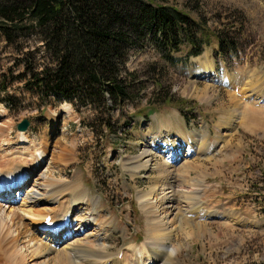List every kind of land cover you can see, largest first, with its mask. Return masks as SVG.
Segmentation results:
<instances>
[{"label": "rangeland", "instance_id": "1", "mask_svg": "<svg viewBox=\"0 0 264 264\" xmlns=\"http://www.w3.org/2000/svg\"><path fill=\"white\" fill-rule=\"evenodd\" d=\"M165 3L189 12L212 31L222 29V23H233L229 36L237 37L239 52L231 60L215 54L217 43L211 36L200 56L163 70L164 90L158 96L148 85L137 101L110 112L115 135L102 136L98 132L105 130L97 124L93 131L84 125L94 119L92 110L81 108L78 113L66 100L42 98L27 84L30 76L14 79L24 71L17 61L40 45L35 36L10 46L0 39V76L6 74L9 83L7 93L0 94V147L8 144V150L0 153V169L31 162L47 138L46 155L24 186L11 189L7 196L0 191V202L8 206L2 217L7 230H0V237L9 236L0 238L5 242L0 246V264H11L4 248L14 245L10 236L17 233L21 237L16 244L22 251L30 239L54 248L50 264H55L57 254L69 253L72 245L84 247L96 235L111 259L106 263L101 259V264H264V0ZM153 63L165 64L152 47L133 49L127 68L142 73ZM165 92L172 102L162 101ZM108 113L97 110V118L105 121ZM22 120L29 122L23 133L31 145L22 144L17 135ZM151 147L147 167L131 170L129 161ZM40 174L55 183L80 184L86 192L92 206L89 202L75 206L76 213L68 215L69 230L76 228L79 216H88L89 208L94 219L103 222V229L90 222L73 231L75 235L63 236L66 229L54 226L52 230H60L63 237L59 243L49 241L48 224L27 213L23 199L30 191L44 198V188L37 187ZM163 174L167 181L161 180ZM141 194L147 196L143 205L153 207L162 232L168 235L160 253L147 241ZM36 207L57 214L54 201L41 200ZM12 210L18 216L14 223ZM80 254L76 264L99 263L98 257L86 262Z\"/></svg>", "mask_w": 264, "mask_h": 264}, {"label": "trees", "instance_id": "2", "mask_svg": "<svg viewBox=\"0 0 264 264\" xmlns=\"http://www.w3.org/2000/svg\"><path fill=\"white\" fill-rule=\"evenodd\" d=\"M203 23L165 0H0V39L10 46L35 36L40 44L33 56L27 51L17 61L24 71L14 79L30 76L27 84L42 98L66 100L78 113L92 110L94 119L84 125L93 131L97 124L105 130L98 132L102 136L117 133L110 112L137 101L148 85L159 93L162 72L199 56L211 36L217 43L215 54L231 60L239 52L237 37L229 36L233 23H222L217 32ZM149 47L165 64L130 71V51ZM0 78V94L7 93L8 78ZM162 101L173 99L165 92ZM97 110L109 112L105 121L97 118Z\"/></svg>", "mask_w": 264, "mask_h": 264}, {"label": "bare ground", "instance_id": "3", "mask_svg": "<svg viewBox=\"0 0 264 264\" xmlns=\"http://www.w3.org/2000/svg\"><path fill=\"white\" fill-rule=\"evenodd\" d=\"M228 83L230 85L231 80L228 81ZM17 135L19 136V139H20L22 144H28V145L32 144L31 140L26 139L24 133H18ZM165 138L166 137H164V140H165ZM164 140H163V142H165ZM45 143H47V138H44V140H43V143H42L43 148H41L39 151L37 150L36 154L33 157L31 156L32 157L30 159L31 162H29V161H28V163L23 162L24 164H21V162H20L19 164L16 163L14 166H11L9 168L3 167L0 169V171H1L0 172V182H1L0 183V191L2 193H4L3 196L9 195L10 194L9 191H11V189H13V188H20L21 186L23 187L24 184L30 179V176H31L30 174L34 171V168L38 165V163L41 160L44 159V157L46 155ZM7 146H8V144H6V142L4 144H2L0 147V153L7 151L8 150ZM153 149L154 148H152V147L151 148H144L137 157L131 159L129 162H131L130 164H132L133 166L130 169L133 171H138L140 169L142 170V169L146 168L149 161H150V157L152 155ZM186 152L189 153V149H187ZM153 155H154V153H153ZM39 177H40L41 181H40V184L37 185V187L40 186V187L44 188L43 193L45 194L44 198H46V199L39 196V194L36 193L35 191H30L28 193H25L23 199H24V204L25 205L27 204V207L29 208V211L27 213H29L31 215L32 214L31 212H33L37 218L39 217L38 220H41V222H45L47 217L50 218V220L47 223L48 225H45L47 227V233L50 234V236H51V237L47 236V239L49 241L54 242L55 240H58L57 243H59V241L62 239L63 236H66V234H68V233H71V235H75L76 232L74 233L73 231H75V230L78 231L79 229H83L85 226L89 225L90 222H92V223L95 222V226L101 228V230L103 229V225H104L103 222H100V220L94 219V217L92 216V213H91V208H89V209H86L87 210L86 213L87 214L89 213L88 216L87 217H80L79 216V219H78L79 222L75 226L76 228H74V230H69L68 221L70 219L68 220V215L75 211L74 209H75V206L77 204H79V203H85L86 204V202L90 201L89 199H87L86 192L84 191V189L82 188V185H80V184H76V183H74V184H72V183H70V184H59V183H55V182H52L49 179V177L45 178L43 174H40ZM167 178H168V175L163 174L161 176L162 181H164V180L167 181ZM17 190L20 191V190H22V188L20 190L19 189H17ZM154 191H155V189H154ZM18 193L19 192H17V194ZM0 195H1V193H0ZM61 198H64V201L66 200V202L60 201ZM145 198H147L146 194H141L140 197L138 198V200L140 201V204L142 205L141 209H144V208L146 209L144 216L147 219V235H148L147 241L151 247L155 248V253H160L161 251H163V249H165V245H163L164 243L162 244V242L166 241V239H167L166 237L168 235L164 234V232H162V230H163L162 229V222L160 219H157L155 212L152 210L153 207L151 206L152 207V209H151L150 205H149V207H148V205L147 206L143 205L146 201ZM1 200H3V199H1ZM41 200L54 201L57 204V208L55 211V212H57V214H52L51 213L52 211L48 208L43 209V210L36 209L37 208L36 204ZM0 203L4 204V205L0 204V230H2L3 228H5V230H7L5 227L6 223L5 224L2 223V220H3L2 217L6 216L5 215L6 214L5 209L6 208L8 209V206H6L5 203H3L2 201ZM89 204H91V203L89 202ZM91 206H92V204H91ZM23 212L25 213L26 211L23 210ZM10 213H11V220L10 221H12L14 223V221L18 218V216L13 210ZM74 213H76V212H74ZM183 221H186V220L183 218L181 220V223ZM183 223H185V222H183ZM54 226L57 227V229L61 227V229L63 231L66 229L63 233V236L58 235L60 233V230L58 232L52 230V229H54L53 228ZM9 228H10V226H9ZM10 229L8 231H11ZM18 229L20 231V228H18ZM2 232H3V230H2ZM2 232H0V233H2ZM44 232H46V231H44ZM19 235H20V233H17L16 237L10 236L11 238H13L11 240L13 241V244H14L11 246H14V247L10 246V248H7V247L4 248V250L9 251L8 254L10 257L11 264H26L25 261L29 262L31 264H50V261L53 260L52 259L53 257L51 256V254L53 253L54 248H52L51 246L48 247V245H46V244H42L43 242L40 243V240L31 241L32 239H30L26 242L27 246H25L24 251H22L23 249H21V247L19 248L18 244H16L18 242L17 237ZM5 236H8V235H5ZM5 236H4V238H5ZM99 236L100 235H96V236H94L93 240L87 241L86 242L87 244H85L84 247L78 246V245H72L69 247V249H71L69 251V253L64 252L61 255L60 254H57L56 256L54 255L55 256V258H54L55 264H76L75 263V258L77 256L76 254H79V253H81L79 255V257L83 258V259L85 258L86 262H91L89 259L90 257H98L100 259V260H98L99 261L98 264H101L103 261H105V263L108 262L111 259L107 256V254L105 252L104 243L99 244L100 242H103ZM20 237H21V235H20ZM0 238H2V241H3L4 238L3 237H0ZM53 238H55V239H53ZM3 245H5V242H4V244L2 243V245H0V246H3ZM143 248L144 247H142V250L146 251ZM159 248H163V249H159ZM2 252H4V251H2ZM171 252H173V251L170 250V253ZM8 254H5V255H8ZM138 254L142 255V252H140V250H139ZM101 259H103V261H101ZM149 262H147V264ZM145 263H146V261H145Z\"/></svg>", "mask_w": 264, "mask_h": 264}, {"label": "water", "instance_id": "4", "mask_svg": "<svg viewBox=\"0 0 264 264\" xmlns=\"http://www.w3.org/2000/svg\"><path fill=\"white\" fill-rule=\"evenodd\" d=\"M29 122L27 120H22L20 123L17 124L16 129L17 131L24 132L28 129Z\"/></svg>", "mask_w": 264, "mask_h": 264}]
</instances>
